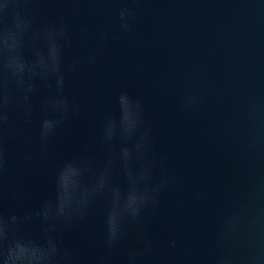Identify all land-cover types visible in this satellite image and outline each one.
Masks as SVG:
<instances>
[{"label": "water", "instance_id": "1", "mask_svg": "<svg viewBox=\"0 0 264 264\" xmlns=\"http://www.w3.org/2000/svg\"><path fill=\"white\" fill-rule=\"evenodd\" d=\"M0 203L18 264H264V0H0Z\"/></svg>", "mask_w": 264, "mask_h": 264}]
</instances>
